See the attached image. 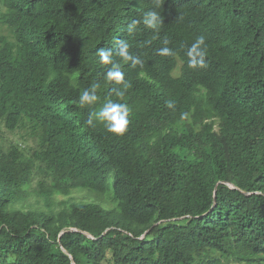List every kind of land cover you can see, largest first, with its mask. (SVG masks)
I'll return each mask as SVG.
<instances>
[{"label":"trees","instance_id":"trees-1","mask_svg":"<svg viewBox=\"0 0 264 264\" xmlns=\"http://www.w3.org/2000/svg\"><path fill=\"white\" fill-rule=\"evenodd\" d=\"M0 32V125L32 142L0 129V264H264V0H0Z\"/></svg>","mask_w":264,"mask_h":264},{"label":"clouds","instance_id":"clouds-1","mask_svg":"<svg viewBox=\"0 0 264 264\" xmlns=\"http://www.w3.org/2000/svg\"><path fill=\"white\" fill-rule=\"evenodd\" d=\"M205 38L203 36H200L196 38L195 42L192 44V46L187 51L186 55L189 57V65L191 67H196L197 65L203 67L204 66V60L203 57L206 55L205 51L201 50V46L204 45ZM162 55H168L169 52L167 49H165L162 53ZM99 58L101 63L107 64L109 63V54L103 50H101L99 53ZM120 55L127 57V45H124L121 48ZM199 57V59H197ZM108 80H115L117 83H119L123 77L122 74L118 71L109 70L106 75ZM127 87V85H125ZM118 96L122 95V93H118ZM96 99L95 96L90 95L89 89H84L82 94L79 96V103L81 106H83L85 103H91ZM174 105L172 102L167 103L168 108H172ZM127 107L123 104H117L112 101H109L104 108L99 112V117L106 121V127L107 130L111 133H115L118 135H122L127 130V125L129 123L128 119H126L127 116ZM90 122V121H89Z\"/></svg>","mask_w":264,"mask_h":264},{"label":"rangeland","instance_id":"rangeland-1","mask_svg":"<svg viewBox=\"0 0 264 264\" xmlns=\"http://www.w3.org/2000/svg\"><path fill=\"white\" fill-rule=\"evenodd\" d=\"M0 33L5 34L3 32H0ZM0 129L8 140H11L13 142H19V143L23 141L28 147L32 146L31 140L25 136V133L23 131L10 132L6 130L3 125L2 126L0 125ZM35 195H36V192L34 188H31L30 190H28V192L24 194V197H25L24 203H19L18 205H16L14 210H17L19 209V207L23 206L22 212L24 213L27 212L29 210V207H28L30 204L29 202L32 200V198L35 197Z\"/></svg>","mask_w":264,"mask_h":264},{"label":"water","instance_id":"water-1","mask_svg":"<svg viewBox=\"0 0 264 264\" xmlns=\"http://www.w3.org/2000/svg\"><path fill=\"white\" fill-rule=\"evenodd\" d=\"M71 231L73 232L74 230L72 229V230H70V232H71ZM61 235H62V234H61ZM86 236L92 238V237L89 236V235H86ZM64 253L68 255V253H67L66 251H64Z\"/></svg>","mask_w":264,"mask_h":264}]
</instances>
